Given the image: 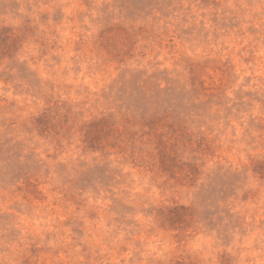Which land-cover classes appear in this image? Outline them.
<instances>
[{
  "label": "rangeland",
  "instance_id": "rangeland-1",
  "mask_svg": "<svg viewBox=\"0 0 264 264\" xmlns=\"http://www.w3.org/2000/svg\"><path fill=\"white\" fill-rule=\"evenodd\" d=\"M0 264H264V0H0Z\"/></svg>",
  "mask_w": 264,
  "mask_h": 264
}]
</instances>
